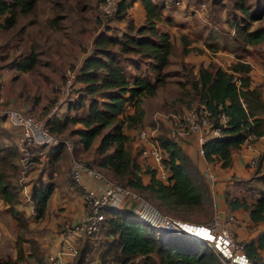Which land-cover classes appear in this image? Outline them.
<instances>
[{"label": "trees", "instance_id": "trees-1", "mask_svg": "<svg viewBox=\"0 0 264 264\" xmlns=\"http://www.w3.org/2000/svg\"><path fill=\"white\" fill-rule=\"evenodd\" d=\"M38 1L0 0L2 30L9 31L18 25L17 35L22 33L27 23L19 25L18 17L34 14ZM133 1L118 0L108 17L109 22L94 35L89 52L80 60L72 78L73 94L71 92L67 101L71 113L47 117L49 129L53 133L65 132L72 141L73 153H79V146L91 151L92 164L120 184L138 190L164 212L191 222H207L214 214L212 192L204 173L182 147L184 137H169L164 131L158 133L164 153L165 177H161L152 159L142 151L144 142L136 132L143 125L144 98L154 95L169 74L166 67L177 45L164 25H174L167 4H176L166 0H139L143 17L136 19L127 14ZM209 1L211 5L226 8L223 22L228 29L210 31L204 46L194 42L195 38L190 35L179 32L177 37L182 53L211 51L214 55L206 63L198 62L193 72V63L182 64L184 73L180 84L185 87L178 98L187 104L192 101L195 105L205 104L212 111L214 123L219 122L220 113L226 115L223 134L208 138L203 143V150L208 161L228 167L234 149L246 141L253 142L264 133V96L261 83L251 75L248 60L236 56L237 59L226 67L214 56L220 50L236 52L240 48L251 52L264 43V24L261 23L264 0H229L230 4L223 0ZM76 4L79 12H85L89 7L88 0H77ZM201 4L206 8L205 3ZM61 18L56 13L48 17L46 23L57 28ZM97 21H101L100 17ZM116 21H124L123 27L115 25ZM255 21L260 23L253 25ZM38 61L37 49L30 45L11 56L9 61L2 62L11 70L21 72L34 71ZM137 68H143V71L139 74L130 72ZM76 82L78 87H75ZM64 147L62 142L41 146L43 153L36 155V163L47 155L56 158ZM262 156L264 150L260 151L257 163L251 166L250 178L233 175L235 187L223 191L229 209L242 207L248 210L253 223L264 219ZM19 157L17 140L15 143L0 141V196L9 203V208L14 206L16 199L14 178L20 173ZM253 178L262 185H244ZM53 186L54 183L49 182L30 189L37 216L44 214ZM134 204V199L128 197L117 207L105 208L99 246L95 238H82L75 254L69 257V264H90L92 253L98 255L95 260L100 264H221L207 258L206 248L211 256L212 252L216 254L207 242L197 237L180 232L159 236L156 226L144 222L133 211ZM13 213L16 214L15 208ZM15 220L19 226L24 223L19 216ZM238 239L243 242V251L253 264H264V228L255 237ZM33 243L30 242L31 253L36 254L41 264L42 256ZM16 245L17 257L0 260V264H18L23 258L20 237Z\"/></svg>", "mask_w": 264, "mask_h": 264}, {"label": "rangeland", "instance_id": "rangeland-1", "mask_svg": "<svg viewBox=\"0 0 264 264\" xmlns=\"http://www.w3.org/2000/svg\"><path fill=\"white\" fill-rule=\"evenodd\" d=\"M76 1L77 0H39L36 5L34 14L32 13L29 15H21L18 17L19 25L21 23H27L26 27H24L23 32H19V39L13 37V31H16L18 25L10 31L3 32V30H0V38H4L1 43L5 42L2 45L0 43V53L4 55L3 60L9 61L11 59V56H15L22 49L26 50V48L30 45L37 49L39 61L35 67V70L27 71L25 72V74L17 75L16 80L18 81V87L23 88L26 93L28 92L29 97H36V100H39L38 103H35L36 101L34 102V104L29 109L31 110L30 112L43 117L49 112L51 107L61 97V91L62 87L65 84L67 70L72 69L75 63L80 62V55L92 42L96 32L103 28L106 22H109L108 17L116 8L115 6V8L111 12L105 13L101 7V3L103 0H88L89 7L87 8V10L85 12H79L77 11L78 6L76 4ZM223 1L224 3L230 4L229 0ZM199 3H205L206 8L199 5ZM167 6V12L171 15L174 25H164V27H167V30L172 35L177 46H175L174 52L170 56V62L166 67V70L169 71L166 79L158 86L154 95L145 97L143 100V125L139 127L136 132L141 128H147L149 130L153 129V132L156 135L163 131L167 132V121L169 122L168 119L172 117V114H180V112L184 109L191 108L195 105L194 101H192L190 104H187L185 103V101L178 98L179 92L185 87L180 84L181 79H183L182 74L184 73L182 64L187 63V65H189L190 63H193V72L195 71L193 70V68L198 65V62L203 61L204 63H206L208 59L213 58L214 54L211 51H207L206 53H182L181 45H179L177 37L179 32L190 35V37L195 38L194 42H199V45L204 46V40L209 37L210 31L228 29L227 25L223 22L226 8L221 9L222 7L220 8L217 5H211L209 0H183L180 6H172L170 4H167ZM56 13H58L59 16L62 17L60 19V26L57 28L51 27L46 23V19L50 16L55 15ZM127 14L134 16L136 19H138L139 17H143V10L139 4V0L133 1L132 5L128 8ZM212 16L216 17L217 19L214 21ZM98 17H100L101 19L100 22L97 21ZM30 19H32L33 22L29 23ZM218 19L219 21L217 22ZM114 23L118 27H123L124 25V21H116ZM259 23L260 22L255 21L252 24L257 25ZM261 23L264 24V18L262 19ZM196 32L198 33V35L196 34ZM216 55L217 56H214V58L218 59L219 63L226 67L230 65V60L232 58L233 60L237 59L236 56H241L240 58L243 60L250 59L255 61V63L258 64L260 71L256 72L254 75L259 78L258 81L264 82V43L253 48L251 52L246 49L239 48L236 52H232V54H229L226 51H220L217 52ZM46 59L49 60L45 64L43 63V61ZM5 66L9 67L8 65L4 64V67ZM37 69L43 71V73L39 75L40 77L47 78L45 82L40 81V79L36 76ZM141 69L143 71V68ZM44 71L49 75L48 77L46 76ZM77 85H79L78 82L75 83V87H78ZM40 87L42 88L40 89ZM74 92L76 93L75 90ZM62 104L63 103H58V105L61 107L63 106ZM6 106L10 105H7L6 102L0 101V109H3ZM59 108L57 109V111L61 112ZM63 112L64 111L62 109V113ZM2 116L5 117L4 114ZM3 128L5 130H3ZM3 128L0 127V141L3 140L5 143H11L13 141L12 133L8 134V129H6L7 127ZM65 134L66 133L64 132V134L61 135L68 138V140L71 142V145H73L70 137H67ZM7 135L9 136L7 137ZM63 151L65 152L60 163L65 167L67 174L61 172L62 170H59L56 176L60 182H62L65 177L68 181L72 182L68 164L69 151L66 147ZM73 154L77 156V158H80L85 162L88 161V163H90L96 169H99L90 162L91 157L93 156L91 151H87L85 157H82L79 153ZM44 157L39 159L37 163L35 162V164L26 172V175L23 178L25 182L24 184H27L29 182V179H33L37 177V175H41V170H35L34 173L32 170L33 168L36 169V167L38 166L43 167L45 161ZM234 163L235 166L240 169L243 162H239V160L235 158ZM99 170L102 171L101 169ZM46 171L47 166L45 172ZM102 172L108 178L114 180V178L111 177L108 173H106L105 171ZM14 181L17 184L18 193H20L22 200H25L27 196L24 194L23 189L18 186V177L14 178ZM247 184L253 185L255 187H258V185H262V183L255 178L251 179L247 183H244V185ZM28 191L31 193L30 188ZM19 201L20 200H18L17 202L22 203L21 205L23 206V208L18 209L13 206L9 208V210L13 215L14 220L16 219V216H19V219H22L24 221V219L26 220L29 216V211L26 204L27 201ZM14 208L16 211L15 215L13 213ZM24 226L25 224L21 225L22 228ZM18 234L20 236V239L22 240V234L19 231ZM100 234L101 231H99L96 234V237H94L97 247L99 246V243L101 241L99 238ZM89 240L91 239L89 238ZM80 241L79 243H82L83 240L81 242ZM36 243L39 242L36 241ZM29 245L31 247V244ZM205 250L208 259H210L211 257L213 262L215 261L219 263L218 257H216L213 252L211 256V252L208 250V248H206ZM49 254L50 252L47 253L45 258L46 261L44 260V264H48ZM89 258L90 264H100L98 260H95L98 258V255L92 253L89 255Z\"/></svg>", "mask_w": 264, "mask_h": 264}, {"label": "built area", "instance_id": "built-area-1", "mask_svg": "<svg viewBox=\"0 0 264 264\" xmlns=\"http://www.w3.org/2000/svg\"><path fill=\"white\" fill-rule=\"evenodd\" d=\"M118 0H103L101 7L105 13L111 12ZM179 5L183 0H166ZM202 6V4H201ZM241 57V56H240ZM79 63L67 70L65 84L58 101L43 117L20 108L6 106L0 109V116H4L19 127L17 145L20 150L18 185L23 189L27 198L30 192L24 184L26 172L35 164L36 155L43 153L41 146L54 145L62 142L69 151V168L72 180L82 188L84 211L80 218L65 224L61 246L56 252L48 256V264H69V257L73 256L84 237L94 238L101 230L102 220L105 217V208L117 207L126 198L134 199L133 211L146 223L157 228L159 236L173 233H184L207 242L214 250L221 264H253L243 251V242L230 230L228 222L234 219L233 215L221 217L214 212L207 222H191L173 217L153 204L138 190L124 186L117 180L108 178L102 171L90 163L77 158L72 152V145L68 138L59 133H53L48 126L47 117L55 115L58 105L68 101L71 96V82ZM71 98V97H70ZM166 134L169 137H186L193 135L197 143V151L204 156L203 143L210 137H219L223 134L222 127L226 125V115L220 113L219 122L214 123L212 111L203 103L184 109L180 114H172L168 119ZM139 139L144 142L143 152L147 154L157 166L161 177H165L163 165V150L153 132V129L141 128L138 130ZM251 141L244 143L249 144ZM258 154L249 158V165L254 166ZM206 159V158H205ZM207 160V159H206ZM208 161V160H207ZM206 175L214 179V174L207 171Z\"/></svg>", "mask_w": 264, "mask_h": 264}, {"label": "crops", "instance_id": "crops-1", "mask_svg": "<svg viewBox=\"0 0 264 264\" xmlns=\"http://www.w3.org/2000/svg\"><path fill=\"white\" fill-rule=\"evenodd\" d=\"M14 28L15 27L11 28L10 30H13ZM0 30H2L1 27ZM3 32H5V30H3ZM17 33V29L16 31H13V37L16 39H18ZM3 39L0 38V43L3 41ZM4 43H1V45ZM89 50L90 44L80 55L81 59L86 53L89 52ZM226 52L232 54V52ZM3 56L4 55L0 53V101L6 102V104L10 105L11 107H19L23 110H29L34 102L36 101L35 103H38L39 100H36V97L30 96V98L28 92L26 93L23 88L18 87V81L16 80L17 75L25 74L27 71L19 72L14 69L11 70L10 66L4 67V62L2 61L6 60H3ZM216 56L217 55H215V57ZM48 60L49 59L44 60L43 63L46 64ZM232 60L233 58L230 60V62ZM247 60L251 63L252 77H255L254 79L256 82H260L258 81L259 78L254 75L256 72L260 71L258 64L253 60ZM132 71L139 74L141 73L142 69H131L130 72ZM42 73L43 71L37 69L36 76L40 79V81L45 82L47 78L40 77L39 75ZM45 74L47 77L49 76L46 72ZM260 83L262 85V93L264 96V82ZM41 88L42 87H40V89ZM62 105L63 106L59 108L61 112L57 111L55 114L58 117H63L65 114L71 113L70 110L68 111L67 101ZM62 109L64 111L63 113ZM0 127H7L6 129H8L9 132L7 130L6 131L8 134L12 133V142L15 143L18 138L19 127L14 125L6 117L0 118ZM3 130L5 129L3 128ZM8 136L9 135H7V137ZM182 141V147L192 156L200 170L205 175V179L211 189L213 196L214 212L218 213L221 217H225L228 213L233 215L234 219L228 222V226L232 231H234L238 238L246 240L255 237L258 231L264 228V219L257 223H253L249 218L248 210L242 207L236 208L234 210L229 209L223 197V191L227 188L235 187L233 183V175L240 178H246L252 175V167L248 165V161L250 156L254 154L259 155L260 151L264 150V133L253 142L251 141L249 144L243 143L241 147L234 149L232 151V163L228 167H221L216 162L207 161L205 157L197 151V143L193 135L184 137ZM78 151L81 156H85L87 152L80 146L78 147ZM64 152L65 151L58 153L56 158H50L48 155L44 157L45 161L43 167L38 166L36 169L33 168L32 170L33 173L35 170H41V175H37V177L29 179V182L26 184V188L29 190V188L31 189L35 185L40 186L42 183H54L53 189L47 200L45 212L42 216H37L31 193V198L22 200L20 193H18V187H16V199L14 201V207L18 209L23 208L21 205L22 203H18L17 201H27L26 204L29 211V216L23 221L25 226L22 228L19 226V224H16V221L9 210V203L0 196V260L15 259L17 257L18 247L16 245V240L18 237H20L18 234L19 231L23 236L21 237V252L23 258L19 260L18 264H39L36 254L31 253V247L29 245L31 241L34 242L33 246L38 247L40 256H42L43 259L41 260V264H44L47 253L56 252L60 248L65 224L78 220L82 215L84 211L82 188L76 183L68 181L66 177L62 182H60L56 176L59 170H62L61 172L67 174L65 167L60 163ZM235 158L239 160V162H243L240 169L235 166ZM140 160L143 161L144 158L140 156ZM261 161V169L263 170L264 156H262ZM46 166L47 171L45 172ZM207 171H211L214 174V179H210L206 175ZM36 241L39 243H36Z\"/></svg>", "mask_w": 264, "mask_h": 264}]
</instances>
